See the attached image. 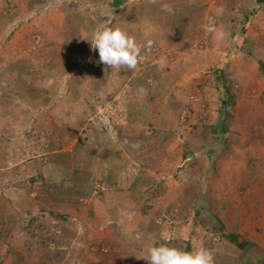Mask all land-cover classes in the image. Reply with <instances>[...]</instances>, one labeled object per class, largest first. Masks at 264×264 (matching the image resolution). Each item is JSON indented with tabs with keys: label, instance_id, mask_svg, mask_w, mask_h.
Returning <instances> with one entry per match:
<instances>
[{
	"label": "rangeland",
	"instance_id": "374dc122",
	"mask_svg": "<svg viewBox=\"0 0 264 264\" xmlns=\"http://www.w3.org/2000/svg\"><path fill=\"white\" fill-rule=\"evenodd\" d=\"M226 1L0 0V264L44 260L40 234L67 251L61 264H148L147 248L169 241L214 264H264V0H241L231 23ZM101 26L142 46L143 78L99 61ZM50 143L63 144L53 162ZM44 172L92 187L67 222L29 211L37 195H66L31 183ZM204 196L209 214L196 215ZM217 196L246 249L212 230Z\"/></svg>",
	"mask_w": 264,
	"mask_h": 264
},
{
	"label": "trees",
	"instance_id": "16d2710c",
	"mask_svg": "<svg viewBox=\"0 0 264 264\" xmlns=\"http://www.w3.org/2000/svg\"><path fill=\"white\" fill-rule=\"evenodd\" d=\"M114 4L120 5V2L116 1ZM226 93L228 94V98H229L231 90L229 88H227ZM229 100L230 101H228V102H230V103L232 102V104H234V98H232V96L230 97ZM65 127L68 130L71 129L70 124L65 125ZM225 129L226 128H224V131H226ZM214 132L216 133V130H214ZM204 137H206L205 134H204ZM63 144H65V141L63 142ZM63 144H59V143H57V144L56 143H54V144L50 143L49 144V148L51 147L49 149L51 156L48 158V160L51 159L53 162V160L55 159V156H53L54 153L56 154V152L58 150H60L59 148H61V146H63ZM228 146H230V145H228ZM227 148L228 147H226V149ZM224 152H225V150L223 151V154H224ZM185 156L187 157L188 153H186ZM223 156L225 157V154ZM223 156H221V158ZM45 166H47V165H45ZM233 177L238 178L239 176L233 175ZM253 178L257 179L256 174H253ZM30 181L32 184H37L38 182H40V187H41L42 191L45 190L46 193H51V192H67V193H69V194H66L65 197H61V198L59 197L60 199L56 198L54 201H53V196H51V195L40 196V197H39V195H37L36 197H34L31 200L29 211L32 210L33 206H37L39 208L38 213L40 216L46 217V215H48V217H50V219L52 221H57L60 224H62L63 222H67V220H69V218L71 217L70 216L71 214L69 213V211H66L63 209L71 210L80 204V200L82 198H84V197L90 198V196H91V194H89V192L92 189V187L87 185V183L85 182L86 179L78 181V180H75L72 177H68V176L65 178L64 177L59 178V177H54V176L45 177V172H44V173L37 174V176L32 178ZM50 204H52V205H50ZM229 204H230V201H228L227 199H224L222 197L217 196L216 201H215V205L217 206V208H216L217 210L214 212L213 218L216 220H219L218 221L219 224L218 223L212 224L213 225L212 230H214V232L222 235V237L227 239L233 246L237 247L240 250H242V249L244 250V249H246V247H248V245H249L248 242L247 241L240 242L238 235H232V234L227 233L226 222H227V217H228V212H229L228 211ZM210 206H211V203L209 202L208 197L204 196V198H202L201 207L197 208V210H196V215H199L202 211L208 213L210 208H211ZM42 224L44 226L42 228V232H44L43 230H45L47 228L49 229V226L47 223H45V224L42 223ZM147 227H151L148 230L151 235H157L158 234V236H159V232L152 230V229L157 230L159 228V226L156 224V222H154V221L151 222V224ZM37 234H35L34 237H37ZM40 235L44 236V237H42L41 240H42V243H44L46 245V251L43 253L44 260H42L41 262L39 261L38 264H61L62 262L66 261L67 251L61 250L59 247L50 251V248H49V245L51 243L50 235H47V234H46V236L43 234H40ZM164 244L166 245V243H164ZM174 244L175 243H171V241H169L167 243V246L177 248L178 247L177 244H175V246H174ZM190 251H191V247H188L187 252H190ZM220 261L221 262H218V263L227 264V261H222V260H220ZM247 261H248V259H247Z\"/></svg>",
	"mask_w": 264,
	"mask_h": 264
},
{
	"label": "clouds",
	"instance_id": "9594fccd",
	"mask_svg": "<svg viewBox=\"0 0 264 264\" xmlns=\"http://www.w3.org/2000/svg\"><path fill=\"white\" fill-rule=\"evenodd\" d=\"M206 30L214 31V28L207 27ZM152 43L151 40L147 41L143 48L150 49ZM91 45L98 50L99 61L110 69L133 70L144 58L141 54L142 46L120 27L101 26L97 28L92 33ZM103 123L107 124V119ZM147 262L148 264H214V256L211 250L204 247L187 252L160 245L147 248Z\"/></svg>",
	"mask_w": 264,
	"mask_h": 264
},
{
	"label": "crops",
	"instance_id": "0c3cea01",
	"mask_svg": "<svg viewBox=\"0 0 264 264\" xmlns=\"http://www.w3.org/2000/svg\"><path fill=\"white\" fill-rule=\"evenodd\" d=\"M205 2H208L209 0H204ZM230 3H232V4H230ZM245 3H248L249 4V2H245ZM243 1H241V0H227L226 2H223V3H220V4H222V7H223V10L225 9V11L223 12V17H222V19L223 20H225L226 21V19H228L229 20V22L231 23V22H233V20L236 22V20H239V18H240V16L242 15V13L243 12H245L246 11V7H247V10L250 8V6L249 5H247V4H245ZM242 6L244 7L243 9H242ZM246 6V7H245ZM241 10H242V13H241ZM239 13H241V15H239ZM250 13V12H249ZM249 13H248V11H247V14L245 15V17L244 18H246L247 19V21H248V23H249V25H254V23L253 22H255V20H256V16H257V13L256 14H254V15H252V16H250L249 15ZM249 16H250V18H249ZM178 24V23H177ZM170 27V29H171V25L169 26ZM222 27H224L222 30H221V35H227V36H229V34H230V37H231V40L232 41H234L233 39H234V36H235V28H233V27H231L230 28V32H229V34H228V30L226 29V24H225V22H223L222 23ZM232 30V31H231ZM140 63L141 64H139L138 63V65H137V67L134 69V76H136V78L138 77V78H143L140 74H141V71L140 70H142V68H141V66L142 65H144V63L142 62V60L140 61ZM141 81V80H140ZM140 81H139V83H140ZM154 82V81H153ZM151 80H148V82L147 83H153ZM71 138H68V140H70ZM49 154V153H48ZM56 157V156H55ZM68 170H69V168H68ZM85 174H83V176H84ZM68 177H72L73 179H75V180H78V181H80V180H83V179H86V176H81L80 178H78L77 177V174L75 173L73 176H69V175H67ZM57 177H59V178H62V177H60V176H57ZM65 178V177H64ZM261 178H263V177H260V176H258V179H261ZM86 182V181H85ZM87 183V182H86ZM88 184V183H87ZM64 194H69V193H67V192H63ZM55 194V193H54ZM110 220V219H109ZM109 220L107 219V220H103V221H105V223H104V225H103V227L104 228H109L112 224H113V222L112 221H110L111 223L109 224L108 222H109ZM94 222H96V221H94ZM99 222V221H98ZM95 225L97 224V223H94ZM109 231V230H108ZM113 232H115V231H113ZM93 233V232H92ZM98 233H100V232H98Z\"/></svg>",
	"mask_w": 264,
	"mask_h": 264
}]
</instances>
